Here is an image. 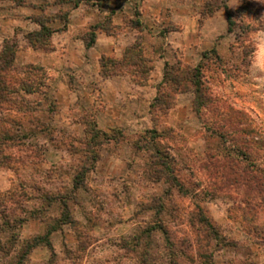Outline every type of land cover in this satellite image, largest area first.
<instances>
[{"label": "rangeland", "instance_id": "obj_1", "mask_svg": "<svg viewBox=\"0 0 264 264\" xmlns=\"http://www.w3.org/2000/svg\"><path fill=\"white\" fill-rule=\"evenodd\" d=\"M207 1L225 0H196L201 20ZM249 2L217 41L219 58L203 60L199 112L192 91L159 109L165 62L146 93L117 96L95 77L71 73L66 88L14 62L0 99V264H264V73L251 66L257 49L264 58V0ZM162 52L159 41L169 63L201 59ZM66 215L51 248L18 261Z\"/></svg>", "mask_w": 264, "mask_h": 264}, {"label": "crops", "instance_id": "obj_2", "mask_svg": "<svg viewBox=\"0 0 264 264\" xmlns=\"http://www.w3.org/2000/svg\"><path fill=\"white\" fill-rule=\"evenodd\" d=\"M240 1L230 0L229 8L237 9ZM201 4L197 5L196 0H91L68 8L54 0H22L20 5L0 0V52L5 39H15V62L41 66L49 76L60 77L61 87H68L65 79L72 73L97 78L102 91L115 96L128 88L146 93L150 86L134 84L127 73L102 77L101 59L120 60L125 49L135 42L147 57L143 46L149 39L153 62L146 58L151 66L147 83L160 74L167 60L159 53V41L162 54L167 50L180 59L199 60L202 51L217 48V41L228 33L224 11L218 9L201 20ZM64 12L66 18L62 16ZM42 22L53 31L49 50L33 48L25 39L27 33L39 31ZM91 32L94 41L87 47Z\"/></svg>", "mask_w": 264, "mask_h": 264}, {"label": "trees", "instance_id": "obj_3", "mask_svg": "<svg viewBox=\"0 0 264 264\" xmlns=\"http://www.w3.org/2000/svg\"><path fill=\"white\" fill-rule=\"evenodd\" d=\"M15 4L20 5L22 4V0H13ZM82 1L89 2L91 0H55V4H62L66 5L68 8H75L79 3ZM252 7L250 5L249 0H241V5L235 9L232 10L229 8V6L225 1H221L220 3L213 5L212 2L207 1L205 2L202 15H211L216 10L222 9L226 15V21H227V32H232L233 28L236 25V22L234 20L233 15L234 14H240L244 11H247L248 8ZM67 12H64L62 16L66 18ZM108 19V17H107ZM98 27L96 25L93 28ZM52 30L50 27L46 26L45 23H41V28L37 32H30L27 33L25 36L26 41L28 44L33 48H42L45 50H49L51 48L49 43V38L52 34ZM93 32H91L90 41L86 43V46L89 47L93 43ZM17 52V42L15 39H5L3 42V48L0 52V99H2V93L7 90L9 83L5 80L4 76L6 77L7 71H13L15 70V57ZM209 54L212 56H215L216 58H219V53L217 51L216 47H212L209 50H205L201 52V59L200 61L193 67H188L185 65H181L180 63H169L168 61H165L164 63V71L162 75V80L158 84L157 92L159 93V109L161 110H169L173 107L174 102L170 101L171 99L170 95H176L178 93H183L187 91H192L195 94L194 98V110L196 112H199L200 108L207 103V88L203 84V67L202 63L203 60L207 59L209 57ZM31 65V64H29ZM33 68L36 70H42L43 68L41 66L32 65ZM33 68H26L25 71H30V69ZM34 69V70H35ZM149 72H150V66L148 64V60L143 54V49L141 45L138 42L133 43L131 46L127 47L124 51L123 57L120 60H115L113 58L109 57H103L101 59V76L107 77L111 74H121V73H127L129 74L131 80L138 84V85H144L148 78H149ZM24 88H22L26 94H32L37 92L38 86H40V82L35 84L34 87L31 85H22ZM192 89V90H191ZM155 101H158V98L154 99ZM170 101V102H169ZM152 107H155L156 104L152 103ZM98 134H101L103 136L106 135L105 132L98 131ZM159 156L162 158V162H165L166 157L163 156V154H159ZM82 177H78V182L75 180V182L82 183ZM179 185V189H181V185ZM184 190V189H182ZM68 215L65 216L64 219H60V221H55L54 223H51L49 226L45 228V231L41 235H37L33 237L32 239H29L25 242L24 250L23 252L18 255L19 262L22 261V259L29 254L34 248L38 246H45L48 248H51V242H50V235L61 228V225L68 223ZM20 223H24L27 221V219H19ZM5 226L9 227L10 224L4 223ZM4 226V225H3Z\"/></svg>", "mask_w": 264, "mask_h": 264}, {"label": "clouds", "instance_id": "obj_4", "mask_svg": "<svg viewBox=\"0 0 264 264\" xmlns=\"http://www.w3.org/2000/svg\"><path fill=\"white\" fill-rule=\"evenodd\" d=\"M261 37H264V32L260 33ZM255 59L252 63V68L256 71H259L261 73H264V58H262L259 55V49L256 50V52L254 53Z\"/></svg>", "mask_w": 264, "mask_h": 264}]
</instances>
